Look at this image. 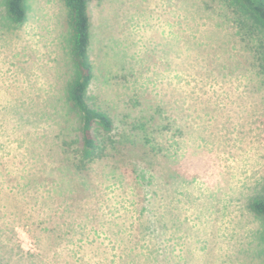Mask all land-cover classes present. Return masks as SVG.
Returning a JSON list of instances; mask_svg holds the SVG:
<instances>
[{"label": "rangeland", "instance_id": "1", "mask_svg": "<svg viewBox=\"0 0 264 264\" xmlns=\"http://www.w3.org/2000/svg\"><path fill=\"white\" fill-rule=\"evenodd\" d=\"M4 1L0 264H264V220L248 206L264 182V72L230 9L90 1L88 97L117 142L77 176L61 146L77 127L61 111L65 8L26 0L16 24Z\"/></svg>", "mask_w": 264, "mask_h": 264}, {"label": "trees", "instance_id": "2", "mask_svg": "<svg viewBox=\"0 0 264 264\" xmlns=\"http://www.w3.org/2000/svg\"><path fill=\"white\" fill-rule=\"evenodd\" d=\"M25 1H4L6 15L16 24L24 22L26 18ZM61 1L66 11L67 55L70 62V77L64 88L61 111L67 116L73 114L77 123L74 139L63 141L61 146L65 154L64 169L79 176L95 162L108 158L117 140L114 119L90 102L88 97L89 86L95 78V66L90 57L91 0ZM218 1L232 12V20L240 38L247 43L252 42L259 66L264 72V0ZM122 138L129 140L127 134H121ZM145 147L146 142L140 146L142 149ZM136 160L148 162V154L144 152ZM248 206L251 212L264 220V182L261 191L251 198Z\"/></svg>", "mask_w": 264, "mask_h": 264}]
</instances>
